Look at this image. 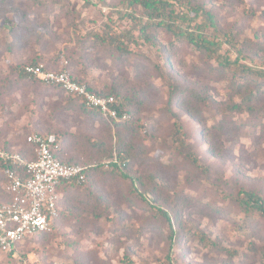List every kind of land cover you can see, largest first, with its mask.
Segmentation results:
<instances>
[{
  "label": "rangeland",
  "instance_id": "374dc122",
  "mask_svg": "<svg viewBox=\"0 0 264 264\" xmlns=\"http://www.w3.org/2000/svg\"><path fill=\"white\" fill-rule=\"evenodd\" d=\"M121 1L0 0V152L19 154L29 134H55L54 130L71 134L83 143L78 148L85 147L88 153L95 150L86 146L85 138L103 141L113 150L119 132L132 146L124 167L145 199L136 196L128 180L112 177L97 190L107 207L97 223L61 222L52 226L46 238H32L12 253L0 251V264H168L167 256L171 264H264V220L246 212L239 193L251 191L264 201V95L256 119L232 113L238 126H229L233 130L206 141L202 132L213 122L192 119L185 114L186 108L169 106L167 78H159L158 71L172 74L178 83L205 88L207 95L224 101L226 84L215 80L213 70L217 62L210 60L208 65L202 53L162 29L147 32L152 42L143 38L138 27L146 20L139 12L133 20L120 19ZM204 1L222 33L231 32L237 41L264 42V14L260 16L264 0ZM251 10L257 16L248 17ZM105 23L117 32L130 33L134 40L130 44L134 56L125 67L127 88L140 92L145 106L139 122L132 123L136 130L132 136L96 113L79 118L69 111L55 117L53 113L68 94L57 87L19 81L11 73L13 67L40 55L44 58L40 63L52 70H64L82 84L92 85L101 72L90 65L85 69L74 52L80 49L78 38L90 31L101 32ZM37 34L44 37L41 46L34 45ZM228 49L223 45L220 54L233 60L236 54ZM241 62L259 69L250 60ZM257 63L264 69V54ZM138 69L141 76L132 80ZM216 116L219 121L221 116ZM177 126L182 139L191 145L186 151L209 166V179L189 165L186 151L176 148L173 132ZM114 155L115 151L108 161ZM33 157L34 153L28 155ZM100 162L105 165L107 161ZM88 183L87 179L79 189L84 191ZM3 185L0 171V203ZM150 205L167 212L175 232L172 239L167 222ZM59 210V220L67 217L62 195Z\"/></svg>",
  "mask_w": 264,
  "mask_h": 264
},
{
  "label": "trees",
  "instance_id": "16d2710c",
  "mask_svg": "<svg viewBox=\"0 0 264 264\" xmlns=\"http://www.w3.org/2000/svg\"><path fill=\"white\" fill-rule=\"evenodd\" d=\"M120 7L124 9V12L119 14V18L122 20H133L135 14L137 12L140 13L141 18L146 20L144 25L139 23L140 36L148 38L150 42H152V38L147 32L149 30L162 29L177 40L186 42L195 50L202 53L208 65L210 64V60L217 62V67L213 70L216 71L215 80L225 82L226 84L224 101H217L207 95L205 88H193L186 82L178 83L172 74L168 73L165 76L158 71V74H160L159 78H167L164 79V82L168 92L169 106L186 108L185 114L192 119H196V117H199L201 120L208 118L213 122L214 125L202 132L203 139L209 142L216 135L226 134L228 129L233 130L229 126L233 128L238 126L233 122L232 113H247L249 119H256L258 117L261 100L264 95V90L262 89L264 88V69H261V65L257 63V59L264 54V42L249 39L237 41L231 32L222 33L214 13L205 8L204 0H122ZM263 14V12H260V16ZM247 15L248 17L257 16V12L251 10ZM43 38V35L37 34L34 45L41 46ZM77 41L80 49L74 52V55L82 66L90 65L91 68L101 72L97 79L92 81V85L85 83L87 90L99 97H113L118 113L128 115V120L113 125L118 130H122L121 132L126 130L130 132V136L134 135L136 130H134L135 128L132 126V123L139 122V115L142 113L145 105L140 92L127 88L128 79L125 75V67L134 56L130 50V44L134 41L132 35L128 32H117L113 25L105 23L101 32L90 31L80 39L78 38ZM223 45L229 48L228 51L235 52L236 57L233 60H229L220 54ZM89 50H94L93 56L89 54ZM245 60L252 61L253 65L259 69L241 62ZM42 61H44V58L36 55L26 65L13 67L11 73H13L17 80L22 82L28 81L35 85L40 84L43 87H57L44 84L25 74L24 69L26 66L39 65L42 64L40 63ZM76 62L75 59L72 60V64ZM167 64H169V61H167ZM42 65L47 70L56 72L47 63ZM85 69L88 68L85 67ZM167 70L171 72L169 65ZM140 72L141 70L138 69L132 80L141 76ZM82 74L84 75V79L88 78L86 73L83 72ZM211 74L214 75L215 73L211 71ZM70 77L72 81L82 84L77 77L72 75ZM102 78L104 81H100ZM235 98L239 100L238 103L234 102ZM60 102L63 105L60 106L59 111L53 113L55 117L63 116L64 113L67 114L69 111H74V114L79 118L93 116V113L101 117L97 111L87 108L82 100L74 95L68 94ZM218 113L221 119L216 121ZM136 116L137 119L133 121V118ZM48 129L51 128L49 127ZM54 131H56L55 134H52L56 138L52 149L54 157L66 165L86 167L85 175L89 183L84 191L79 189L84 183L76 184L73 181H64L58 186V213L57 217L53 220V227L55 225L59 226L61 222L67 224H72L73 222L75 224L78 222L82 224L89 222L97 223L102 217L101 211L107 209L105 207L104 195L101 192L98 193L97 190L98 188L106 187V180L112 177L118 176L128 180L136 196L143 201L145 200L143 194L136 187V182L127 174L124 167L126 162H129L131 158L132 146L126 144L123 134L119 132L116 134L118 143L113 150L108 149V144L103 141H89L91 140L90 138H85L86 146L92 147L95 150L88 153L85 147L78 148L83 143L74 140L71 134L59 130ZM37 134L45 136L51 133ZM173 138L179 151L185 152L188 149L187 147H191V145H187L182 139L178 126L174 129ZM113 151H115L114 159L108 161L112 158ZM31 153H34V157L28 158V155ZM19 154L23 160L32 161L35 159V147L25 142ZM185 155L189 165L195 168L197 173L203 176L205 180L209 179V166L200 164L196 156L189 151H186ZM102 159L107 161L105 165L100 162ZM7 168L16 169L19 173L22 171L20 166H13L8 162L0 160V171L3 173V176ZM2 193V203H5L9 200V197L3 190ZM239 193L245 199L246 212H249L250 216L264 220V201L251 191L240 190ZM61 195L67 217L59 220ZM150 206L157 215L165 219L170 232V239H172L175 232L173 231V223H171L167 212L157 205ZM46 236L48 237L49 233L45 232L27 238L22 243L17 244L13 251H16L18 247L32 238H46ZM166 261L168 264H171L169 256H167Z\"/></svg>",
  "mask_w": 264,
  "mask_h": 264
},
{
  "label": "built area",
  "instance_id": "2783aa9c",
  "mask_svg": "<svg viewBox=\"0 0 264 264\" xmlns=\"http://www.w3.org/2000/svg\"><path fill=\"white\" fill-rule=\"evenodd\" d=\"M25 74L44 84L59 87L66 94L80 98L83 104L97 111L110 124L125 122L128 115L119 114L113 97H99L87 87L72 81L64 70L50 71L44 65L26 66ZM54 135L29 134L26 142L35 147V159L25 161L19 154L0 152V160L22 171L7 168L2 190L9 200L0 203V251L10 253L17 244L37 234L49 232L57 217L59 195L57 188L64 181L86 182V167L66 165L52 152Z\"/></svg>",
  "mask_w": 264,
  "mask_h": 264
}]
</instances>
